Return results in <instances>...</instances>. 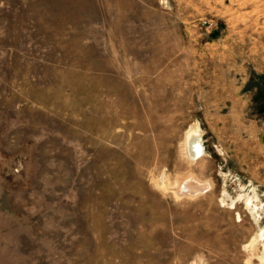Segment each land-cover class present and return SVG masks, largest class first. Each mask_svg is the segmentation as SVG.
Here are the masks:
<instances>
[{"label":"rangeland","instance_id":"374dc122","mask_svg":"<svg viewBox=\"0 0 264 264\" xmlns=\"http://www.w3.org/2000/svg\"><path fill=\"white\" fill-rule=\"evenodd\" d=\"M0 264H264V0H0Z\"/></svg>","mask_w":264,"mask_h":264},{"label":"bare ground","instance_id":"6f19581e","mask_svg":"<svg viewBox=\"0 0 264 264\" xmlns=\"http://www.w3.org/2000/svg\"><path fill=\"white\" fill-rule=\"evenodd\" d=\"M194 129V128H193ZM188 132V131H187ZM199 132V131H198ZM195 130H190L187 134H186V141H185V145H186V152H187V157L190 158L191 160H194L197 156L200 157L201 155L200 152V145H201V141L200 140V134ZM204 152V151H203ZM190 177V176H189ZM183 182V181H182ZM189 183V184H188ZM183 185V183H181ZM202 184V183H201ZM200 183L197 182V179H195V177H191L189 179V181H187L186 184L183 185L182 189L183 190H187L191 193V195L193 193L196 194V192H203L207 186L201 185ZM209 186V185H208ZM186 191V192H187ZM184 192V191H183ZM185 193V192H184Z\"/></svg>","mask_w":264,"mask_h":264}]
</instances>
